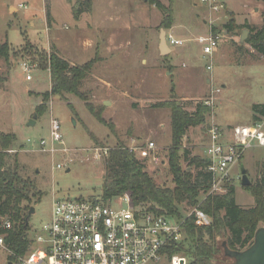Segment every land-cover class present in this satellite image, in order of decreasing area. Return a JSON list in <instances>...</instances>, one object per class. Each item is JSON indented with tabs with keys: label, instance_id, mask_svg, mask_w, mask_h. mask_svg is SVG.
Wrapping results in <instances>:
<instances>
[{
	"label": "rangeland",
	"instance_id": "1",
	"mask_svg": "<svg viewBox=\"0 0 264 264\" xmlns=\"http://www.w3.org/2000/svg\"><path fill=\"white\" fill-rule=\"evenodd\" d=\"M76 1L51 0L48 21L44 0H0V42L8 41L16 50L26 42L32 49L49 52L54 48L76 65L95 60L81 89L105 121L98 120L83 100L68 93L64 99L51 95L46 110L36 115L41 94L50 89L49 71L41 69L34 56L27 53L11 56L9 62L0 58V132L14 135L8 152L16 153L21 173L42 191L41 199L32 204L35 211L28 221L29 237L50 220L53 196L101 195L104 151L118 142L132 148L147 139L155 141L156 154L151 151L146 156L144 168L158 185L173 187L167 158L170 108L158 105L161 101L176 102L187 111H193L200 102L210 108L205 121L188 127L182 138L180 152L187 148L191 155L199 156L203 155L211 124L227 128L251 123L252 105L264 103V53L246 42L249 28L240 26L263 25L264 1L218 0L226 7L214 11L202 0H160L167 6L172 4L173 20L165 29L166 37L181 41L171 44L168 38L172 51L166 55H161L158 48L162 12L149 0H93L94 12L88 8L86 18L78 19L73 15ZM11 4L18 10L15 6L10 9ZM230 17L236 26L228 29ZM244 29L247 35L241 42ZM210 33L218 39L212 53L207 54L199 38ZM210 60L212 69L208 70ZM23 62L32 66L30 72L22 69ZM28 73L30 79L26 78ZM104 100L108 101L106 105ZM51 118L60 122L63 139V144L53 142L54 153L42 150L39 144L44 139L45 147L51 145ZM30 119L34 123L29 124ZM62 147L68 150L62 151ZM96 149L100 154L97 158ZM57 163L63 166L56 167ZM181 164L186 167L187 161L181 159ZM238 164L246 169L251 184L264 179V146L252 144L231 173L236 202L253 207V196L240 184ZM207 193L200 192L199 198ZM178 207L177 216L183 219L194 206L181 203ZM8 255L0 246V264L8 263ZM221 262L230 264L232 260Z\"/></svg>",
	"mask_w": 264,
	"mask_h": 264
},
{
	"label": "trees",
	"instance_id": "2",
	"mask_svg": "<svg viewBox=\"0 0 264 264\" xmlns=\"http://www.w3.org/2000/svg\"><path fill=\"white\" fill-rule=\"evenodd\" d=\"M149 1L162 12L161 26L164 29L169 28L173 20L172 4L167 6L160 0ZM50 2L51 0H44L48 21L51 19ZM89 3L90 0H77L73 6L74 17L78 18L83 10H87ZM235 26L233 18L226 23L228 29ZM240 26L249 28L246 42L258 52L264 53V23L260 28H254L248 23ZM211 29L217 33L215 26ZM25 44L16 50L8 41L0 42V58L9 62L11 56L27 53L34 56L41 69L49 71L50 89L41 94L42 103L36 107V115L46 110V103L51 95H59L64 99L68 93L83 100L90 112L105 123L102 114L93 108L87 93L81 89V82L95 60L80 65L70 64L54 48L46 52L32 49L29 42ZM158 105L170 108L171 146L167 158L173 187L155 183L137 157V152L118 142L107 149V155L103 156L105 172L102 176L100 197L107 201L127 193L132 202L144 210L174 216L180 215L178 205L181 203L186 206L198 205L209 215L211 223L199 226L195 224L193 215L186 217L182 225L183 238L170 252L185 255L186 264H222L223 259H231L224 253V242L230 249L242 250L252 244L259 224H264V179L244 186L254 198L253 207L245 208L236 202L235 187L231 182L225 183L223 193H209L200 199V192L206 193L211 187L212 174L207 169L208 159L199 155L189 156L186 149L180 152V147L188 127L202 124L210 108L201 102L197 103L193 111H187L181 104L173 101H161ZM263 117L264 103L253 104V123L261 121ZM111 130L113 131L112 128ZM90 136L97 143L94 135L90 133ZM13 139V134L0 132V235L10 250L22 253L30 243L27 214L32 204L41 199L42 191L30 177L21 173L16 153L9 154ZM181 159L187 161L186 167L182 166ZM187 166L195 167L196 171L187 169ZM6 221L10 222L7 228Z\"/></svg>",
	"mask_w": 264,
	"mask_h": 264
},
{
	"label": "built area",
	"instance_id": "3",
	"mask_svg": "<svg viewBox=\"0 0 264 264\" xmlns=\"http://www.w3.org/2000/svg\"><path fill=\"white\" fill-rule=\"evenodd\" d=\"M202 1L214 11L223 8L218 0ZM168 38L171 44L181 42L172 36ZM199 41L205 43L203 51L207 54H211L217 45V38L212 33L201 36ZM21 66L25 72L32 69L27 62ZM206 68L212 69L211 60ZM30 77L28 73L26 78ZM207 134V169L212 174L207 194H221L225 191V183L231 181L232 169L245 150L254 143L264 146L263 122L234 125L228 140H224L220 126L216 124L210 125ZM50 140L49 147H45L44 139L39 144L42 150L54 153L53 142L63 144L60 122L56 118H51ZM147 148L155 149L156 146L150 141ZM61 150L68 149L62 147ZM104 154L107 155V149ZM99 155L96 149L94 156L97 158ZM62 166L61 163L56 164V167ZM191 215L196 225L211 223L209 215L198 206L180 219L144 210L135 205L127 193L107 201L99 195L61 199L53 196L50 220L34 237H29L30 243L24 252L10 250L1 235L0 246L8 251L11 264H186L185 255L170 251L182 240L183 222ZM9 226L10 222L6 221L5 227Z\"/></svg>",
	"mask_w": 264,
	"mask_h": 264
},
{
	"label": "water",
	"instance_id": "4",
	"mask_svg": "<svg viewBox=\"0 0 264 264\" xmlns=\"http://www.w3.org/2000/svg\"><path fill=\"white\" fill-rule=\"evenodd\" d=\"M247 35V30H243L240 36V41L242 42ZM159 50L161 55H166L171 51L170 47L166 41V31L163 27L160 28L159 33ZM59 96V95H58ZM108 101H104L106 105ZM34 123L33 119H30L29 124ZM240 184L242 186L250 185L251 181L249 180L246 169L243 165L240 166ZM35 211V207L32 205L27 214V218L31 216ZM224 253L227 257L231 258L232 264H264V226H260L256 229L254 234V240L251 245L242 249L235 250L230 249L226 243H223ZM11 264V262H8Z\"/></svg>",
	"mask_w": 264,
	"mask_h": 264
},
{
	"label": "crops",
	"instance_id": "5",
	"mask_svg": "<svg viewBox=\"0 0 264 264\" xmlns=\"http://www.w3.org/2000/svg\"><path fill=\"white\" fill-rule=\"evenodd\" d=\"M222 3V2H221ZM223 4V8H225L226 7V3H222ZM23 5V4H22ZM12 6H15V9H17V7H16V5H14V4H11L10 5V9L12 8ZM19 6H20V4H19ZM93 6H95V3L93 2V0H92V3H91V6L89 7V9L91 10V11H93L94 12V9H93ZM209 7V6H208ZM210 8V7H209ZM18 10V9H17ZM89 10V11H90ZM90 11V12H91ZM209 11V15H212L213 16V14H212V12H210V9L208 10ZM232 10H229V12H231ZM88 12V10H83L80 14H79V16H78V18H81V17H84V18H86V13ZM89 17H92V15L93 14H91V13H89ZM78 18H76V19H78ZM231 18V17H230ZM88 19V18H87ZM243 24H245V23H243ZM160 33V32H159ZM170 36V35H169ZM168 36V37H169ZM168 37H166V41H167V39H168ZM217 39H218V37H217ZM167 44H168V42H167ZM158 48H159V44H158ZM171 49V48H170ZM172 51V50H171ZM159 52H160V50H159ZM161 54V53H160ZM65 58V57H64ZM71 64H73L72 62H70ZM104 101H107V100H104ZM262 121V120H261ZM263 123H264V121H262ZM253 122H251V123H243V124H252ZM240 124H242V123H240ZM234 125H238V124H234ZM233 125V126H234ZM233 126H229V127H227V128H225V127H222V126H220V128H221V131H222V135H223V138H224V140H228V139H230V135H231V128L233 127ZM150 141H152V142H154V144H155V141H153V140H150V139H147V141L146 142H144L143 144H141V145H138V146H134V147H132V148H136V149H138L139 151L137 152L138 153V156H139V158H140V160L143 162V164H145V160H146V156L147 155H149V154H151V151H154V149H149V148H147V145H148V143L150 142ZM207 142H208V134H207V131H206V137H205V141H204V145H203V155L202 156H204V157H206L207 158V156H206V151H205V145L207 144ZM258 145V144H257ZM156 146V145H155ZM258 146H260V145H258ZM157 148V147H156ZM250 148V147H249ZM143 149H146V150H143ZM187 151H188V155L189 156H194V155H191V151L189 150V149H187V148H185ZM248 149V148H247ZM246 149V150H247ZM245 150V151H246ZM156 151L157 150H155L154 152V154H156ZM148 153V154H147ZM245 153V152H244ZM153 154V155H154ZM208 159V158H207ZM241 164H243V162L241 163ZM241 165H239L238 164V169H239V171H240V167ZM191 169H192V171L193 172H195L196 171V168L194 167V168H192V167H190Z\"/></svg>",
	"mask_w": 264,
	"mask_h": 264
},
{
	"label": "flooded vegetation",
	"instance_id": "6",
	"mask_svg": "<svg viewBox=\"0 0 264 264\" xmlns=\"http://www.w3.org/2000/svg\"><path fill=\"white\" fill-rule=\"evenodd\" d=\"M233 261V260H232Z\"/></svg>",
	"mask_w": 264,
	"mask_h": 264
}]
</instances>
